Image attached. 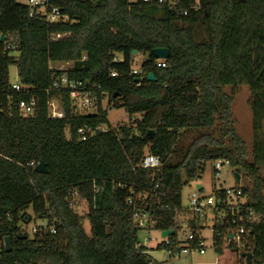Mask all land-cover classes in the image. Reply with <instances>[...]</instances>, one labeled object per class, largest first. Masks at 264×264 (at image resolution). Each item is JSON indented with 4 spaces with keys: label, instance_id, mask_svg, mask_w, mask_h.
<instances>
[{
    "label": "trees",
    "instance_id": "trees-1",
    "mask_svg": "<svg viewBox=\"0 0 264 264\" xmlns=\"http://www.w3.org/2000/svg\"><path fill=\"white\" fill-rule=\"evenodd\" d=\"M51 7L62 15L53 22L44 16ZM0 35V239L11 242L8 252L1 246L0 264H161L145 252L139 229L173 230L156 248L178 253L183 185L218 159L249 179L239 187L241 211L260 218L249 225L244 251L252 264H264V0H47L40 9L0 0ZM155 47L169 50L164 67L155 64ZM133 50L147 55L135 74ZM52 62H63L70 79L98 87L95 116L72 115L65 94L64 116H49ZM11 64L23 90L11 87ZM238 85L250 92V149L232 116L233 91L225 92ZM101 91L109 105L125 108L129 124L81 142L66 139V125L73 133L106 122ZM28 97L36 111L21 117L17 104ZM145 152L158 157L156 170L140 166ZM38 162L43 173L35 171ZM211 195L224 198L219 188ZM75 199L87 204L83 216ZM28 207L46 219L31 235L21 228ZM221 208L226 216L212 235L217 253L229 229L230 209L215 212ZM139 213L147 215L142 227L134 220ZM188 222L194 238L183 245L200 248L202 226L192 215Z\"/></svg>",
    "mask_w": 264,
    "mask_h": 264
},
{
    "label": "built area",
    "instance_id": "built-area-1",
    "mask_svg": "<svg viewBox=\"0 0 264 264\" xmlns=\"http://www.w3.org/2000/svg\"><path fill=\"white\" fill-rule=\"evenodd\" d=\"M47 0H29V4L32 7H38L43 8L46 5ZM143 2H152V0H142ZM158 3H163L164 0H156ZM45 19L47 21L53 22L58 20L62 15L60 14L59 8L57 7H51L45 14ZM117 59V58H116ZM156 66L157 67H164L165 61L164 59H158L156 58ZM49 68L55 72L56 75H54L48 89L49 93H52L51 96L48 99L47 102V110L49 112V116L52 118L61 119V117L64 116V109H62V95H67L68 98V108L70 109V113L72 115H80L85 114L90 108L94 109V112L89 113H96L97 111V105L99 98L97 96V93L94 92V90H98V87L95 85H90L88 82H84L82 80L75 81L69 78L67 72H65V64L63 62L57 63L52 62L49 65ZM131 72L133 74L137 73L138 67H132L131 66ZM58 73V74H57ZM112 76H115V73L111 74ZM138 84V82H136ZM11 87L15 91H20L25 88V86H21L18 82L11 84ZM101 98L100 104L102 101L107 98V93L101 91ZM35 105L36 100L34 97H28L27 99H23L18 102L17 104V110L21 117H28L32 116L35 113ZM87 113V114H89ZM100 130H106L102 129L100 125L98 126H89V125H83L80 127H77L75 131L72 133L71 128H69L68 125L65 126V131L68 130V139H76L77 141L81 142L83 140L88 139L89 137L93 136ZM29 165L33 166L34 163L31 161L28 163ZM159 160L158 157L153 156L149 154L148 152H145L143 158L140 161V166L142 168L146 169H152L156 170L159 166ZM224 165H229V162L226 160H215L212 165V173L213 177L217 178L219 177V173ZM202 189V188H200ZM222 191V194L224 195V198L219 197L215 198V196H212L211 194H203L199 191L195 192L191 195V201H190V210L191 215L196 219L197 223H199L202 226V229L198 233V236L201 238L200 240V248H197L199 253H204V245L206 241V237L203 236L202 232L205 228H208V230L211 233V237L214 233V223L221 222V220H224L226 215L224 214L223 208L220 210L218 209L215 212V208L219 206H228L230 209L229 212V229L228 233L230 234V238H226L229 242H243L244 247L248 245L249 239L247 236V231L249 229V225H251L253 222H256L259 220V216L253 211L248 210L245 213H242L241 211V204H243L244 199L242 198L241 189L237 188L235 190H229V189H223L219 188ZM129 201V200H128ZM130 202V201H129ZM147 215L143 214H135L134 220L137 227H142L145 225V218ZM212 222L211 226H207L208 222ZM181 224L187 225L188 228V235L185 241L192 240L194 238V234L191 230V225L186 219H182L180 221ZM36 227L32 228V231H35ZM51 232H54V228L50 229ZM227 233V234H228ZM184 241V242H185ZM213 241V237H212ZM212 241H211V247H212ZM163 242L165 244H168V239L166 237H163ZM1 246H4L3 240L0 239V248ZM195 250L194 248H191L186 244H184L181 249L177 252L173 253L174 255L178 254H185L188 255L192 253V251Z\"/></svg>",
    "mask_w": 264,
    "mask_h": 264
},
{
    "label": "rangeland",
    "instance_id": "rangeland-1",
    "mask_svg": "<svg viewBox=\"0 0 264 264\" xmlns=\"http://www.w3.org/2000/svg\"><path fill=\"white\" fill-rule=\"evenodd\" d=\"M18 2L29 3V0H18ZM11 55L15 58L18 57L16 51L11 52ZM147 58L146 54L138 53L135 54L132 61V67H138L145 59ZM118 60L122 59L121 55L117 56ZM9 73V81L11 84L18 82V75L16 73L15 65L11 64L8 68ZM233 91V101H232V116L236 123V129L243 141L246 143L248 149L252 144V114L251 109L248 104L249 99V89L246 85H238L234 90L232 87H225V92L227 94H231ZM101 108L106 113V122L101 123L100 127L102 129L118 128L120 125L129 124L128 114L122 106L113 107L108 104L107 98H105L101 103ZM89 112H94V109L90 108L85 114ZM68 130L65 131V137L68 139ZM190 138V136H188ZM187 142L184 140L183 143ZM233 167L230 165H224L219 173V177L214 178L212 173V168L210 164H207L205 170L201 177L194 178V180L189 181L183 185L181 190V209L177 214L176 219L179 220L180 228L177 231V238H179L182 242L180 246H183V242L187 238L188 228L187 225H183L180 223L182 219H186L191 217L190 210V199L191 195L195 192L199 191L203 194H211L214 188H223L229 190H235L242 186H250L249 179H247L244 175L239 176V183H236L233 178ZM260 174L264 177V168H261ZM202 188V189H200ZM76 203V211L80 215H84L87 211V204L83 201L75 199ZM25 213L30 217V220L26 223H23L21 228L25 230L28 234H32V228L35 226L45 225V220L42 218H38L34 215L32 208L28 207L25 210ZM212 222H208L207 226H211ZM84 228L86 231H89V221L84 219ZM203 236L206 237L205 245H204V253H199L197 248L192 251V253L178 254L174 256H170L169 252L163 248L157 249V245L163 241V237L160 236V232L150 229L148 227H144L139 229L137 233V239L145 246V252L152 260L156 262H160L161 264H246L245 258L240 254L244 251L243 242H229L228 240L225 242L223 249L220 253L214 252L211 247V233L208 228H205L202 232ZM232 243L235 247L231 249L229 244Z\"/></svg>",
    "mask_w": 264,
    "mask_h": 264
},
{
    "label": "water",
    "instance_id": "water-1",
    "mask_svg": "<svg viewBox=\"0 0 264 264\" xmlns=\"http://www.w3.org/2000/svg\"><path fill=\"white\" fill-rule=\"evenodd\" d=\"M3 39H4V36H1L0 37V41H3ZM136 53H137V51L133 50L132 56L134 57ZM151 54H152V56L154 58H158V59H168L169 55H170L169 50H167L166 48H161V47L153 48ZM146 80L148 82H154L156 80V77L151 72H149L147 74V76H146ZM135 82H139V78L138 77L134 78V83ZM88 115L89 116H95L96 114L95 113H89ZM101 131L102 130L99 129L97 134H99ZM148 133L150 134V133H152V131H149ZM45 170H46V166H44V164L42 162H38L35 165V171L43 173ZM233 178H234L236 183L240 182L239 173L238 172L233 171ZM27 221H28V219L26 220V222ZM173 233H174L173 230H162V231H160V236L161 237H167V236L172 235ZM227 236H228V238L231 237L229 233L227 234ZM24 237L25 236H23V238ZM3 242H4V250L6 252H8L11 249V242H10L9 236L8 237H4L3 238ZM240 255L245 258V263L246 264H252L251 254L249 252H242Z\"/></svg>",
    "mask_w": 264,
    "mask_h": 264
}]
</instances>
